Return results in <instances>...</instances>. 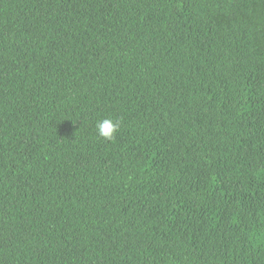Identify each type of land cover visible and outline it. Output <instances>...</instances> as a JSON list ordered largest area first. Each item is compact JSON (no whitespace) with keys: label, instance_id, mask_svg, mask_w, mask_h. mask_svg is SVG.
Instances as JSON below:
<instances>
[{"label":"trees","instance_id":"16d2710c","mask_svg":"<svg viewBox=\"0 0 264 264\" xmlns=\"http://www.w3.org/2000/svg\"><path fill=\"white\" fill-rule=\"evenodd\" d=\"M0 264H264V0H0Z\"/></svg>","mask_w":264,"mask_h":264},{"label":"clouds","instance_id":"9594fccd","mask_svg":"<svg viewBox=\"0 0 264 264\" xmlns=\"http://www.w3.org/2000/svg\"><path fill=\"white\" fill-rule=\"evenodd\" d=\"M121 121H113L111 119H103L97 122L98 135L106 140H113L115 134L120 129Z\"/></svg>","mask_w":264,"mask_h":264}]
</instances>
